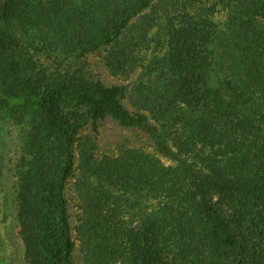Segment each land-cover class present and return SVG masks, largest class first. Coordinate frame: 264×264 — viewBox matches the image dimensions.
I'll return each mask as SVG.
<instances>
[{
    "label": "trees",
    "instance_id": "obj_1",
    "mask_svg": "<svg viewBox=\"0 0 264 264\" xmlns=\"http://www.w3.org/2000/svg\"><path fill=\"white\" fill-rule=\"evenodd\" d=\"M3 4L7 23L37 32L0 24V119L23 127L16 201L25 264H72L64 180L78 130L105 116L146 130L175 165L134 149L96 161L81 148L88 264H264V0ZM219 4L223 27L212 17ZM156 32L166 50L143 63ZM39 45L54 46L51 70L32 58ZM87 51L102 52L115 76L139 71L133 112L124 86H106L76 60ZM136 192L160 206L128 226L121 213Z\"/></svg>",
    "mask_w": 264,
    "mask_h": 264
},
{
    "label": "rangeland",
    "instance_id": "obj_2",
    "mask_svg": "<svg viewBox=\"0 0 264 264\" xmlns=\"http://www.w3.org/2000/svg\"><path fill=\"white\" fill-rule=\"evenodd\" d=\"M6 1L0 0V20L2 21H0V24L4 28L8 27L10 31L18 29L24 32V37H31L33 34H36L37 32L32 30V28H29L28 31H22L16 24L12 23L13 20L15 21L13 17H10L9 23H7V20L1 16L4 7L3 3ZM209 1L202 0V3ZM215 6L216 9L212 17L214 21L223 27L227 21V10L220 7V4ZM12 11L14 12L15 8ZM18 14H20L19 11ZM141 16L139 15L136 19H139ZM258 23L264 29V19L258 18ZM132 25L136 27L135 23ZM23 28L27 29L26 27ZM124 33L127 34L128 31L125 30ZM38 37H41L40 40L42 41L44 35L42 34ZM161 37H163V34L156 32L154 40L153 38L150 39V44L145 42L141 50L143 63H147V60L151 61L153 57L165 52V41ZM37 40L39 39L37 38ZM53 48L54 46L46 48L43 45H39V49L33 53L32 58L37 60L46 70H51L57 57V53ZM79 53L75 54L76 60L85 61L86 70L90 77L93 78L94 76L100 79L106 86H124L120 99L133 112L132 97L134 98V93L130 91L136 84L135 82L138 81L139 71H133L128 76H115L103 64L101 60L102 52L93 53V51H87L84 53V56L78 57ZM22 128L21 123H18L16 117L0 119V239H2L4 244V264H25L24 244L20 236L21 225L17 218L16 201V190L20 181L21 167L23 166L20 159L21 149L24 144L21 135ZM76 138L73 146L75 157L73 165L65 177L63 191L66 198L72 264H88L91 258L80 234V226L85 214V191L83 190L84 185L82 183L83 172L80 167L81 154H83L81 153V148L87 146L88 149L86 150L93 154V160L96 161L100 160L104 155L116 156L126 150L134 149L153 156L165 166L175 165V162L156 148L153 139L146 130L122 126L108 116L85 122L78 130ZM135 200H137V203H134ZM159 206L160 202L156 198L149 197V199H145L144 196L136 192L129 195L121 216L126 221L125 225L134 226L138 222L140 223L143 216L156 213Z\"/></svg>",
    "mask_w": 264,
    "mask_h": 264
}]
</instances>
